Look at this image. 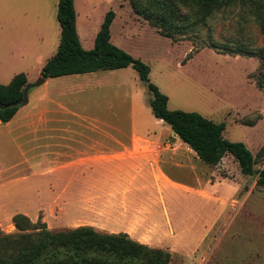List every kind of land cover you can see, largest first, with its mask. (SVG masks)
Returning a JSON list of instances; mask_svg holds the SVG:
<instances>
[{
  "label": "rangeland",
  "instance_id": "374dc122",
  "mask_svg": "<svg viewBox=\"0 0 264 264\" xmlns=\"http://www.w3.org/2000/svg\"><path fill=\"white\" fill-rule=\"evenodd\" d=\"M56 6L57 0H0V84L18 73H25L28 83L40 77L59 42ZM73 6L84 50L93 48L105 14L112 11L110 42L149 67V82L167 96L168 109L224 123L223 138L243 143L255 158V170L264 167L259 152L264 145V92L256 85L263 38L248 10L224 8L172 40L136 20L129 0H74ZM47 84L31 90L46 91L52 99L59 94L67 128L98 126L155 140L172 135L152 115L151 95L131 66L60 76ZM179 160L187 164L164 162L163 169L195 192L165 189L172 199L167 207L175 241L158 248L171 254L169 264H264V188L255 186V175L241 174L229 154L214 167L196 157ZM7 204L12 209L24 202ZM13 216L3 217L2 233L16 232ZM27 218L44 223L41 216Z\"/></svg>",
  "mask_w": 264,
  "mask_h": 264
},
{
  "label": "crops",
  "instance_id": "0c3cea01",
  "mask_svg": "<svg viewBox=\"0 0 264 264\" xmlns=\"http://www.w3.org/2000/svg\"><path fill=\"white\" fill-rule=\"evenodd\" d=\"M59 97L29 90L27 103L0 122V226L3 217L22 214L41 216L49 231L90 227L150 248L174 242L165 189L195 190L175 182L163 164L184 167L179 158L195 153L172 132L155 140L98 126L67 128ZM13 201L24 204L11 209Z\"/></svg>",
  "mask_w": 264,
  "mask_h": 264
},
{
  "label": "trees",
  "instance_id": "16d2710c",
  "mask_svg": "<svg viewBox=\"0 0 264 264\" xmlns=\"http://www.w3.org/2000/svg\"><path fill=\"white\" fill-rule=\"evenodd\" d=\"M74 0H57L56 19L59 42L56 52L43 65L44 80L65 75L131 66L151 95L148 106L152 115L166 124L173 135L192 150L204 164L214 167L229 154L241 174L255 175V186L264 188V167L255 170V158L241 142L223 138L224 123H215L197 112L169 110L168 98L149 82V67L110 42V24L114 13L108 11L96 33L91 50H84L76 32ZM132 13L141 17L157 32L175 40L187 29L205 22L214 13L231 6L248 10L263 38L257 56L262 72L256 77L257 88L264 92V0H129ZM26 75L18 73L8 84H0V122L12 119L19 106H11L22 97ZM264 156V145L260 149ZM16 232L0 230V264H169L171 254L150 248L124 233L106 234L90 227L52 232L44 223H32L26 216L12 217Z\"/></svg>",
  "mask_w": 264,
  "mask_h": 264
},
{
  "label": "water",
  "instance_id": "95a60500",
  "mask_svg": "<svg viewBox=\"0 0 264 264\" xmlns=\"http://www.w3.org/2000/svg\"><path fill=\"white\" fill-rule=\"evenodd\" d=\"M43 82H44V79L42 77H39L35 82H32V83L27 82L22 90V97L20 98V100H18L11 106H19V107L24 106L27 103V95H28L29 90L40 86ZM0 107H2L1 104H0Z\"/></svg>",
  "mask_w": 264,
  "mask_h": 264
},
{
  "label": "built area",
  "instance_id": "2783aa9c",
  "mask_svg": "<svg viewBox=\"0 0 264 264\" xmlns=\"http://www.w3.org/2000/svg\"><path fill=\"white\" fill-rule=\"evenodd\" d=\"M172 147H174V146L172 145Z\"/></svg>",
  "mask_w": 264,
  "mask_h": 264
}]
</instances>
